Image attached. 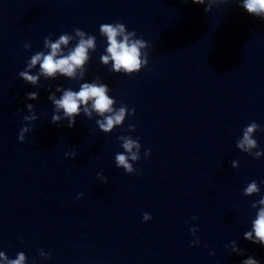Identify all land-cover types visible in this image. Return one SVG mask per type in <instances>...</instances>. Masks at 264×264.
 <instances>
[{
    "label": "water",
    "instance_id": "1",
    "mask_svg": "<svg viewBox=\"0 0 264 264\" xmlns=\"http://www.w3.org/2000/svg\"><path fill=\"white\" fill-rule=\"evenodd\" d=\"M222 2V0H220ZM191 0H0V196L86 153L135 123L198 78L203 76L264 26V20L249 15L236 0L214 5ZM120 20L129 30L151 43L149 63L133 75L111 73L99 63L103 51L99 25ZM79 27L97 35L87 78L100 75L112 89L117 106L135 108L123 127L111 133L98 129L83 115L68 128L51 123L53 111L47 89L57 84L76 87L74 81L41 80L26 84L18 73L26 59L43 47L49 33ZM31 43V51L23 48ZM29 91H39L38 100L26 101ZM26 102L35 105L38 119L32 131L18 140L29 114ZM66 124V121L61 122ZM93 129H95L93 131ZM74 150L76 156H66Z\"/></svg>",
    "mask_w": 264,
    "mask_h": 264
},
{
    "label": "clouds",
    "instance_id": "2",
    "mask_svg": "<svg viewBox=\"0 0 264 264\" xmlns=\"http://www.w3.org/2000/svg\"><path fill=\"white\" fill-rule=\"evenodd\" d=\"M191 3L204 5V11L208 12L214 5L229 3V0H222V2L220 0H191ZM236 3L249 15L264 20V0H236ZM98 31L101 37L100 45L103 46V51L99 55V63L106 66L109 72L130 76L148 65L151 43L138 35L135 30H129L125 23L120 20L104 22L99 25ZM23 48L31 51V43H24ZM97 48L96 34L75 27L71 32L60 33L55 39L53 34L49 33L43 39L42 49L33 52L26 59L25 67L18 73L26 84L37 87L42 79L47 81L60 78L74 81L76 84V87L57 84L54 90L51 86L47 89V99L53 106L51 123L71 128L76 124L77 117L83 115L89 120H94L100 131L111 133L115 128L123 127L126 118L135 114L134 107L129 108L124 103L117 106L116 97L111 94V87L100 75H96L91 80L87 78L88 66ZM39 96V91H29L25 95V100L35 101L39 99ZM34 108L33 103L26 102L29 114L23 117L26 123L19 130L18 140L20 142L25 140L26 133L32 131L34 125L31 122L38 119ZM64 121L66 124L62 125L61 122ZM135 128V124L129 123L127 126L129 134L116 137L121 142L120 148L123 151L115 153L114 163L126 174L136 172L134 164L142 158L140 138L138 136L133 138L130 134L135 131ZM258 130H262V126L253 120L243 127L241 135L236 139V148L254 159L264 157V148L260 147L255 138ZM150 154L151 149H144V157ZM65 155L75 157L76 152L72 150L66 152ZM231 166L238 167L239 161L232 160ZM97 176L107 183L108 178L102 172L97 173ZM261 184H264V180L258 182L253 179L242 189L244 196H259L251 202V208L255 210V214L250 217L249 227L243 232V239L264 247V194H261ZM82 196L83 193H78L76 198L80 199ZM142 219L147 222L152 219V216L145 212ZM192 219L196 220L197 217L193 216ZM198 231L196 225L189 227V232L194 237L191 241L193 246L200 244ZM225 247L230 248L232 253L245 255V249L241 248L236 240H232ZM209 254L214 255L215 253L210 251ZM51 255V251L39 249L40 257L50 259ZM0 264H28V256L24 251H18L14 258H10L5 250H0ZM32 264H37V262L33 260ZM241 264H261V261L255 256L247 255Z\"/></svg>",
    "mask_w": 264,
    "mask_h": 264
}]
</instances>
